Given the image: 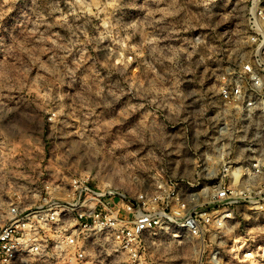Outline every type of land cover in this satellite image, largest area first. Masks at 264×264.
<instances>
[{"label":"rangeland","instance_id":"1","mask_svg":"<svg viewBox=\"0 0 264 264\" xmlns=\"http://www.w3.org/2000/svg\"><path fill=\"white\" fill-rule=\"evenodd\" d=\"M245 9L244 0H0V130L19 148L40 139L53 176L87 172L130 194L168 179L223 190L226 201L243 191L225 205L234 217L220 242H165L152 264H208L215 248L218 264H264V211L248 198L264 121L223 105L216 83L224 65L238 67Z\"/></svg>","mask_w":264,"mask_h":264},{"label":"built area","instance_id":"2","mask_svg":"<svg viewBox=\"0 0 264 264\" xmlns=\"http://www.w3.org/2000/svg\"><path fill=\"white\" fill-rule=\"evenodd\" d=\"M244 1L243 56L235 58L238 70L218 71L217 93L223 105L256 110L264 121V0ZM16 144L0 130V264H152L165 242L204 234L220 242L234 217L225 205L247 198L239 191L226 201L223 190L196 191L197 183L178 179L130 194L124 186H100L87 172L53 176L39 139ZM253 166L260 180L248 198L264 211V164ZM219 255L212 249L206 262L218 264Z\"/></svg>","mask_w":264,"mask_h":264},{"label":"crops","instance_id":"3","mask_svg":"<svg viewBox=\"0 0 264 264\" xmlns=\"http://www.w3.org/2000/svg\"><path fill=\"white\" fill-rule=\"evenodd\" d=\"M40 140V139H39Z\"/></svg>","mask_w":264,"mask_h":264}]
</instances>
